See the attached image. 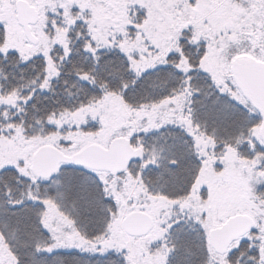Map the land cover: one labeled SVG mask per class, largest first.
Instances as JSON below:
<instances>
[{
  "label": "snow or ice",
  "instance_id": "1",
  "mask_svg": "<svg viewBox=\"0 0 264 264\" xmlns=\"http://www.w3.org/2000/svg\"><path fill=\"white\" fill-rule=\"evenodd\" d=\"M0 264H264V0H0Z\"/></svg>",
  "mask_w": 264,
  "mask_h": 264
}]
</instances>
